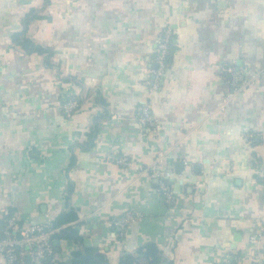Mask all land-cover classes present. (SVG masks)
<instances>
[{
    "label": "crops",
    "instance_id": "1",
    "mask_svg": "<svg viewBox=\"0 0 264 264\" xmlns=\"http://www.w3.org/2000/svg\"><path fill=\"white\" fill-rule=\"evenodd\" d=\"M42 3L0 0V234L12 214L52 225L82 213L79 242L55 238L65 264L88 247L118 264L146 245L162 264H249L258 228L264 255V77L228 97L224 71L262 66L264 0H49L25 34L53 49L56 68L12 41ZM166 27L170 62L149 91L143 81ZM69 98L82 101L66 116ZM145 102L155 132L137 123ZM159 150L172 205L143 171ZM126 212L134 219L120 237L114 221Z\"/></svg>",
    "mask_w": 264,
    "mask_h": 264
},
{
    "label": "built area",
    "instance_id": "2",
    "mask_svg": "<svg viewBox=\"0 0 264 264\" xmlns=\"http://www.w3.org/2000/svg\"><path fill=\"white\" fill-rule=\"evenodd\" d=\"M172 36L173 30L166 27L157 38L152 58L153 67L148 70L143 81L149 91L159 88L160 80L167 71V55ZM224 71L228 77L227 83L231 87L227 96L231 97L254 85L260 78L264 77V62L259 69L249 73L245 68L235 66H227ZM60 107L66 116H71L78 107V102L75 99H64L60 103ZM136 120L139 126L148 128L152 132H155L159 127L149 102L137 107ZM246 137L250 138V135ZM165 157L166 150L157 151L151 164L143 171L148 172V175L157 181L163 200L168 205H172L175 196L171 185L167 182L169 173L162 168V161ZM118 162L125 166L131 165V161L124 157L120 158ZM83 215L80 213L78 219H83ZM133 219V215L126 212L114 221V225L120 229V237L125 236L126 226ZM64 227L63 225L54 227L49 223H22L15 214L9 215L5 218L0 234V255L3 257L5 264H42L47 257L53 258L54 261L55 258H58L53 256V235ZM260 237L261 231L259 228L255 229L249 237L251 246L246 256L249 264H264V255L259 250ZM26 256L30 258L29 263L25 261ZM54 264L58 263L54 261ZM221 264H235V259L233 261L225 259Z\"/></svg>",
    "mask_w": 264,
    "mask_h": 264
},
{
    "label": "trees",
    "instance_id": "3",
    "mask_svg": "<svg viewBox=\"0 0 264 264\" xmlns=\"http://www.w3.org/2000/svg\"><path fill=\"white\" fill-rule=\"evenodd\" d=\"M49 0H43L42 7H30L27 11V13L24 15L22 19V25L23 29L21 32L13 34L12 41L16 43L24 52L26 53H37V54H44L47 58L46 65L48 67H55V65L52 63V56L54 54L53 49L49 46H45L39 43L34 42L31 40L25 33L27 31V28L29 26V23L35 19H38L42 17L43 15L40 13V11L44 8L45 3ZM171 45L169 47V53L167 55V62H170V50ZM56 68V67H55ZM71 79L70 77L66 78V80ZM78 102V105L82 101L81 98L75 99ZM101 116H97V122ZM96 132V126L91 127V129L88 132V137L93 138L94 133ZM74 219V221L71 223V225L65 226L63 229H61L59 232L55 233L53 235V240L55 238L57 239H71L73 241L79 242L80 238H76L74 234H76V229L73 227V225L77 224V221L79 222V219L75 215H60L58 214L53 222L52 225L54 227H58L63 225L65 222ZM53 256L56 257L57 248L53 243ZM161 253L159 250H157L154 245H146L140 249L137 250L136 255H123L121 256L118 264H162L163 259L160 255ZM58 264H65L60 259L54 260ZM53 258L47 257L43 261L42 264H54ZM70 263L71 264H109L108 258L104 252H101L97 247H88L84 249H77L71 252L70 254Z\"/></svg>",
    "mask_w": 264,
    "mask_h": 264
},
{
    "label": "water",
    "instance_id": "4",
    "mask_svg": "<svg viewBox=\"0 0 264 264\" xmlns=\"http://www.w3.org/2000/svg\"><path fill=\"white\" fill-rule=\"evenodd\" d=\"M178 165H180V164H178ZM177 170H182V169L181 168H178ZM53 243L54 244H57L58 243V240L57 239H54L53 240ZM86 244H88V241H86ZM25 261H26V263H29V261H30L29 256H26Z\"/></svg>",
    "mask_w": 264,
    "mask_h": 264
}]
</instances>
